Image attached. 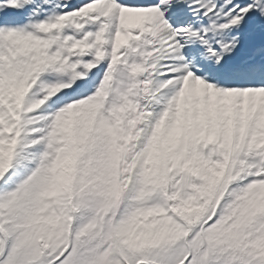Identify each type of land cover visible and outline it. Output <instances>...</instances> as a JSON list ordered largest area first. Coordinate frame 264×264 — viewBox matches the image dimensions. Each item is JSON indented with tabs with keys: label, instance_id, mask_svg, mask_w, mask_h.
Instances as JSON below:
<instances>
[{
	"label": "snow or ice",
	"instance_id": "6c2138e0",
	"mask_svg": "<svg viewBox=\"0 0 264 264\" xmlns=\"http://www.w3.org/2000/svg\"><path fill=\"white\" fill-rule=\"evenodd\" d=\"M0 264H264V0H0Z\"/></svg>",
	"mask_w": 264,
	"mask_h": 264
}]
</instances>
